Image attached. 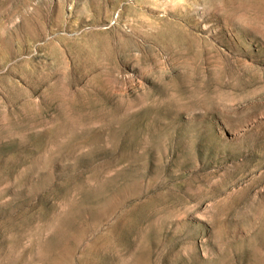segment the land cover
<instances>
[{
    "label": "rangeland",
    "instance_id": "1",
    "mask_svg": "<svg viewBox=\"0 0 264 264\" xmlns=\"http://www.w3.org/2000/svg\"><path fill=\"white\" fill-rule=\"evenodd\" d=\"M0 264H264V0H0Z\"/></svg>",
    "mask_w": 264,
    "mask_h": 264
}]
</instances>
